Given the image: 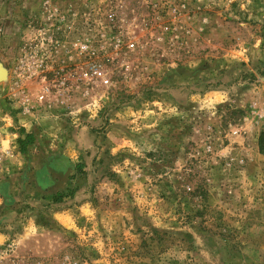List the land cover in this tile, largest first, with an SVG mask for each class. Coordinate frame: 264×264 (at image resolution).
<instances>
[{"label":"rangeland","instance_id":"rangeland-1","mask_svg":"<svg viewBox=\"0 0 264 264\" xmlns=\"http://www.w3.org/2000/svg\"><path fill=\"white\" fill-rule=\"evenodd\" d=\"M0 63V264H264V0H0Z\"/></svg>","mask_w":264,"mask_h":264},{"label":"built area","instance_id":"built-area-1","mask_svg":"<svg viewBox=\"0 0 264 264\" xmlns=\"http://www.w3.org/2000/svg\"><path fill=\"white\" fill-rule=\"evenodd\" d=\"M134 44H132L131 47H133ZM77 47H80L82 50H87L88 45L87 44H77ZM95 53L93 52H88ZM3 96H0V99L2 100ZM12 99V98H11ZM9 109H19V107H22V104L17 101L16 98L12 100V102H9V105L7 106ZM24 111L31 112V110L28 107H24ZM13 120V115L6 111L3 107V105L0 104V177L2 173L4 172L5 168V162L8 158L14 156L15 152V146L13 138H11V135L16 136L14 131H8L11 127V121Z\"/></svg>","mask_w":264,"mask_h":264},{"label":"trees","instance_id":"trees-1","mask_svg":"<svg viewBox=\"0 0 264 264\" xmlns=\"http://www.w3.org/2000/svg\"><path fill=\"white\" fill-rule=\"evenodd\" d=\"M27 137H28V139H29V137L31 138V136H29V135ZM21 141H22L23 146L25 147L26 142H27V138L26 139H23ZM259 145H260V150L262 152H264V130L260 134V137H259ZM63 195H64L63 192H59L58 193V196L56 197V202L61 201Z\"/></svg>","mask_w":264,"mask_h":264},{"label":"water","instance_id":"water-1","mask_svg":"<svg viewBox=\"0 0 264 264\" xmlns=\"http://www.w3.org/2000/svg\"><path fill=\"white\" fill-rule=\"evenodd\" d=\"M8 74L7 69L3 68L0 63V81H2Z\"/></svg>","mask_w":264,"mask_h":264}]
</instances>
